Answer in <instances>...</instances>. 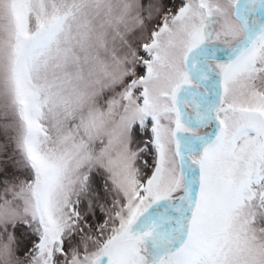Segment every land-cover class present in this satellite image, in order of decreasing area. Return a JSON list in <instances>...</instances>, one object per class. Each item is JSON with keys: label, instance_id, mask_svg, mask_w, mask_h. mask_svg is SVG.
Here are the masks:
<instances>
[{"label": "snow or ice", "instance_id": "6c2138e0", "mask_svg": "<svg viewBox=\"0 0 264 264\" xmlns=\"http://www.w3.org/2000/svg\"><path fill=\"white\" fill-rule=\"evenodd\" d=\"M0 264H264V0H0Z\"/></svg>", "mask_w": 264, "mask_h": 264}]
</instances>
